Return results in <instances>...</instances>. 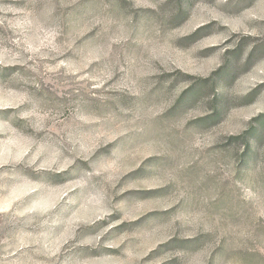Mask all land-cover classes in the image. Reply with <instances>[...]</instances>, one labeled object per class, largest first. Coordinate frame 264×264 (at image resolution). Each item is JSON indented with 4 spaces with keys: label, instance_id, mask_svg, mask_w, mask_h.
Wrapping results in <instances>:
<instances>
[{
    "label": "rangeland",
    "instance_id": "374dc122",
    "mask_svg": "<svg viewBox=\"0 0 264 264\" xmlns=\"http://www.w3.org/2000/svg\"><path fill=\"white\" fill-rule=\"evenodd\" d=\"M0 264H264V0H0Z\"/></svg>",
    "mask_w": 264,
    "mask_h": 264
}]
</instances>
